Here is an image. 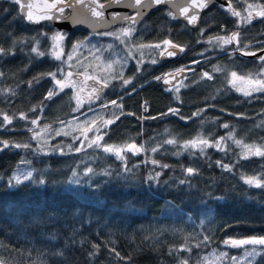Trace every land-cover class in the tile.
<instances>
[{
	"label": "trees",
	"instance_id": "trees-1",
	"mask_svg": "<svg viewBox=\"0 0 264 264\" xmlns=\"http://www.w3.org/2000/svg\"><path fill=\"white\" fill-rule=\"evenodd\" d=\"M248 4L258 8L264 0H231L234 10ZM169 12L156 10L124 40L66 34L63 59L57 60L51 39L57 30L51 25L29 26L17 4L0 0V47L13 53L0 55V121L4 114L13 118L11 124H0V140L30 145L26 150H0V260L5 264H181L185 259L188 264H233L232 256L242 264H264V256L245 259V249L223 243L264 236V187L250 186L242 178L264 181V157L243 159V148L234 143L264 147V91L246 96L229 83L233 71L242 77L261 75V62L233 53V46L207 51L209 38L233 32H239L241 48L264 43V17L243 28L238 26L240 17L218 6L193 31ZM19 40L27 42H15ZM164 40L183 47L179 59L156 58L152 63L140 54L145 48L134 54L140 44ZM78 41L83 42L78 55H89L90 63L68 68L67 56ZM32 47L45 55L32 53ZM107 61L117 63L109 70ZM96 64L104 67L93 74ZM182 67L188 75L181 91L166 89L156 79ZM68 69L92 73L107 80L108 87L97 101L84 105L78 106L74 90L46 100L55 87L47 74L59 78ZM205 72L212 79L204 77ZM121 76L131 83L125 85ZM34 77H41L38 83ZM21 113L27 119H20ZM33 119L42 127L74 122L79 126L76 132L113 120L101 148L135 142L144 150L125 154L123 161L99 148L36 154ZM221 137L223 151L184 147L185 141L204 138L215 143ZM170 139L176 143H166ZM89 167L94 171L85 175ZM189 167L196 174L187 175L184 170ZM28 171L32 180L10 186L13 176ZM156 172L160 176L149 180ZM40 179L45 183L39 184ZM76 180L80 183H71ZM204 236L210 239L204 241ZM182 247L191 251H180ZM57 252L63 255H54Z\"/></svg>",
	"mask_w": 264,
	"mask_h": 264
},
{
	"label": "snow or ice",
	"instance_id": "snow-or-ice-1",
	"mask_svg": "<svg viewBox=\"0 0 264 264\" xmlns=\"http://www.w3.org/2000/svg\"><path fill=\"white\" fill-rule=\"evenodd\" d=\"M15 4L19 6L20 12H21V18L26 20L28 23H34L38 24L41 21H53V20H62L65 19L66 17L64 16L65 13V8H73L75 9L77 5L83 6V8L87 9V12L91 14V16L96 18L95 22H99L103 16L104 12L107 8H111L114 5L115 6H120L124 5L126 3V6L134 11V15H120L119 13H115L112 15L113 21L120 19V20H126V21H131V23L134 25L137 23V18L142 17L148 10H150L153 6H159L161 4L165 3H170L171 0H106V2H101V0H51V2H48V0H45V3L43 4L42 7H39L38 5L34 3L28 2V0H13ZM209 0H191L190 3H187L184 6H179L180 7V12L184 16L185 19H187L188 23L194 24L197 20V14L192 12V10L200 8H206L208 6ZM39 7V11H34V9H37ZM257 7L261 8L262 10L256 11L255 15L258 17H264V5H258ZM228 11L231 12L233 16L236 17H241V13L239 11H235L232 8L231 5V0H229L228 3ZM254 6L252 4L247 5V17L243 18L245 23H250L251 19L253 18V11ZM191 13V14H190ZM168 15H172L171 12L168 13ZM76 23H93V21H89L87 19V16L83 20H78ZM135 29L132 27H125L121 28L119 31V35L117 38L119 39L121 36L125 38H130ZM102 35H117L116 33H102ZM53 43V56L57 60H61L64 52L63 48L60 46L61 43L66 39V34L57 31L54 33L51 37ZM213 41L218 42L221 46L227 45V44H232L235 42L237 45H239L240 40H239V33L238 32H233L230 36H217V37H211L209 38V43H213ZM18 43H26L27 41L25 40H19L15 41ZM122 43L124 42L123 40L121 41ZM164 45H166V48L161 49V44H154V45H144L140 44L137 46L138 49H143V48H154V49H161L159 52L160 56H165L167 55L168 57L175 56L177 53L175 49L179 48V50L182 52L184 51L183 47H180L176 44H174L170 40H164L162 42ZM83 44L82 41H78L76 44H74L73 47V52L78 50L79 47H81ZM111 47V46H109ZM172 49V50H169ZM30 51L37 56H44L45 53L40 51L37 47H32ZM99 51V50H97ZM7 54H13L11 53V50H6L2 47H0V55H7ZM245 55H255V53H248L245 52L243 53ZM67 59L71 61L73 59L72 54H68ZM97 59H100V57H97ZM261 60H264V57L260 58ZM157 61L155 59L152 60V63H156ZM117 63V61H107L106 62V68L111 70L113 69V65ZM215 71H220L221 69L216 68L214 69ZM184 69H177V73L183 72ZM2 75V73H0ZM47 75L51 76V78L55 81V87L53 89H50L47 92V95L45 96L46 100H51L54 96L58 95L60 91H63L65 88L68 87H76V81L72 80L73 73L68 72L63 79H58L56 76V73H48ZM83 75V73H81ZM170 75V74H166ZM231 79L229 80V83H231L234 87L236 86L237 81H246L251 87L250 90H243L240 88H237L238 91H243L244 95L248 96L251 95L252 91H264V79H256L251 76L245 78L242 76H239L237 72L233 71L231 72ZM203 76L212 79V76L208 73L205 72L203 73ZM41 77H34V81L37 83L39 82V79ZM115 78V77H113ZM123 80V83L125 85L131 83L130 79H123V77H120ZM164 78L165 83H169L170 81L166 79L165 77H156L157 80H160ZM87 80H92L94 83H99L102 85V87H108V81L104 80L101 81L99 80L96 76L93 75H88L85 77V81ZM30 86L32 82H29ZM58 89V90H57ZM101 89L96 88L93 86L91 88V91L88 93L89 98H92L94 95L98 94ZM178 90V89H177ZM80 91H84V87L80 88ZM77 99V104L78 106L81 104V100L79 96L76 97ZM113 105H116V101L111 102ZM32 111H35V109H32ZM170 112L173 114L176 113L175 109H170ZM12 117L8 116L7 114L3 115V121H0V124H11L12 123ZM20 119H27L26 115L24 113L20 114ZM118 119V117H117ZM113 120H107L104 121L105 126L108 124L113 123ZM32 124H37V120L33 119L31 121ZM92 124H95V121L92 122ZM224 127H228L227 125H224ZM92 128L89 127L85 129V131H91ZM57 135H60V132L56 133ZM67 135V133H64ZM230 139L231 135L229 136ZM103 137H96L89 143V147H92L93 144H95L97 147H100V140H102ZM224 138L221 137L220 141H222ZM220 141H216L215 143H211L207 139L204 138H197L193 139L190 141H185L184 142V147L185 148H200L201 151L205 147H217L221 151L224 149L221 147ZM166 143L168 144H175L176 141L174 139L167 140ZM234 143H236L238 146H241L243 148V152L241 153V158L247 159L250 155H255V156H262L264 157V147L257 146V145H249V144H244L240 140H234ZM9 147H16V148H25L28 149L30 147L29 144H10L7 140H0V150L3 148H9ZM143 146H138L135 142L127 143L125 145L121 146H115V145H104L103 146V151L106 153H110L115 155V157L118 160H125V153L126 152H131L133 155L138 154L139 152L143 151ZM76 151H80L79 148L76 149ZM153 152L157 151V148L152 149ZM151 163L153 164H158L159 162L156 160H152ZM217 164L221 167H223L226 171H231V168L227 164H222L220 161H217ZM161 167L167 168L168 165H162ZM92 168H87L85 171V175H89L93 173ZM187 175L191 176L196 174L197 170L194 168H186L184 170ZM105 175H110V173H104ZM32 171L28 172H22L20 175H15L13 176L12 180L9 181L10 186H12L13 181L16 185H19L23 183L24 181H30L32 180ZM77 174L73 172V176H76ZM160 176L159 172L155 173V177L150 176L149 180L158 178ZM244 179V182L250 186H255V187H264V181L261 179H257L256 177H242ZM39 184H44L45 181L43 179H40L38 181ZM71 183H76L79 184L80 181H71ZM181 184L185 183L184 180L180 181ZM211 212V209L208 210ZM210 239L209 236H204L203 240L208 241ZM223 243L229 247L232 248H243L245 249V258L251 257L255 258L257 256H264V236L261 237H248V238H243V239H233L229 238L223 241ZM199 246V245H197ZM247 246H251V248H248ZM94 248H99V245H93ZM180 251H191L189 248H184L182 247L179 249ZM54 255H63V253L57 252L54 253ZM117 256H119V253H116ZM227 256V253H221L220 257H225ZM231 260L233 261V264H238L239 258L236 256H232ZM0 264H5L4 260H0ZM181 264H188V261L185 259L181 262ZM251 264V262H250Z\"/></svg>",
	"mask_w": 264,
	"mask_h": 264
},
{
	"label": "rangeland",
	"instance_id": "rangeland-1",
	"mask_svg": "<svg viewBox=\"0 0 264 264\" xmlns=\"http://www.w3.org/2000/svg\"><path fill=\"white\" fill-rule=\"evenodd\" d=\"M34 2L39 7H42L43 4L45 3V0H34ZM39 7L37 8L38 10H39ZM260 10L261 9L259 7L258 8L254 7V10H252L253 11V18L251 19L250 23H245L244 19H243V18L247 17V12L242 14L241 17L238 20V26L239 27H243V28L244 27L249 28L253 24V22L258 19V16L255 15V12L256 11H260ZM119 31H120V29H118L115 32L117 35H113V37H117L119 35ZM120 38L123 39V40L125 39V37H123V36H121ZM231 46H233L234 49L236 48V49L239 50L240 43H239V45H237L235 42H233L232 44H227V45L221 46L218 42L213 41V43H210L209 50H207V51L210 52V50H214V48H216V49H221L222 48L223 49V48H229ZM166 47H167L166 45L161 44V49L166 48ZM81 48H83V44L75 52H73V49L70 51L69 54L73 55V59L71 61H69L68 59L66 60V65H67L68 68H70V66H72L74 64H78V63H85L86 65H88L90 63V62H88L86 60V58H88L89 55L88 56L87 55H85V56L78 55V53H79ZM161 49H154V48L146 49L145 48V51L143 49H139V50L135 49L134 50V54H137V53H139L141 51H144V52L140 53L141 56H144L146 54L149 57L150 60H153V59H156V58H160L159 52L161 51ZM224 50H226V49H224ZM248 50L249 49H243V50H239V51H242L243 53H245V52H248ZM248 53H257V52L251 51V52H248ZM62 59H63V57H62ZM260 62H261V66H262L261 75L253 76V78L264 79V60H261ZM103 67H104V64H99V65L96 64L95 68H94V71H93V74H97L98 71H99V68L103 69ZM68 72L73 73V75L75 73H78V72H76L74 70L68 69L65 72L61 73L58 79H63L64 76ZM93 74L92 73L83 74L84 78L81 79V80H77V79H75L72 76V80L76 81V87L75 88L68 87V88H65L63 91L74 90L76 93H78V96H79V98L81 100V105H84V104H86L88 102L97 101L101 97L100 94L102 92L99 91L98 94L94 95L93 97H95V98H93V97L89 98L88 93L91 91L92 87L88 84V80L85 81V77L86 76L93 75ZM245 78H247V77H245ZM236 86L238 88H240V89H243V90H250V87H251L246 81H237ZM81 87H84V91L83 92L80 91ZM183 87H184V81H181L173 89H175V91H181L183 89ZM253 92L254 91H252L251 93H253ZM255 92H257V91H255ZM105 121H107V120H105ZM113 123L108 124V125L105 126L104 121H103L100 124L92 126L91 127L92 128L91 131H85V129H83L84 131L76 132L74 130L75 129H79V126L74 124V122L73 123L72 122L71 123H67L69 125L60 124V125L52 126V127L51 126L42 127L37 122V124L34 125V129H35L34 132H36L34 141H35V143L37 145L36 147H33L34 153L42 154V155H62V154H65V153H71L74 149H77V148H79L80 151H83L84 149L88 150V149H91V148H99V149L103 150V147L101 148V146L97 147L95 144H93L92 147H89L88 145L96 137H103L104 138L106 133H107V131H108V129L111 127V125ZM57 132H60L61 134L57 135L56 134ZM64 133H67V135H65ZM60 136L63 138V139H61L62 141H58ZM102 140H100V145H101ZM55 141H56V143L53 144V142H55ZM224 142H225V140L224 141H220L221 147L223 149H225V145H226ZM205 148H208V147H205ZM80 151H78V152H80ZM127 153H131V152H126L125 154H127ZM110 155L115 157V155H113V154H110ZM249 248H251V246H249ZM245 259H247V258H245ZM239 264H242L241 260H240Z\"/></svg>",
	"mask_w": 264,
	"mask_h": 264
},
{
	"label": "water",
	"instance_id": "water-1",
	"mask_svg": "<svg viewBox=\"0 0 264 264\" xmlns=\"http://www.w3.org/2000/svg\"><path fill=\"white\" fill-rule=\"evenodd\" d=\"M30 3H34V0H28ZM191 0H171L170 3L161 4L159 6H153L150 10H148L142 17L137 18V23L139 24L142 21H144L147 17H149L154 11L158 9H168L170 10L177 19L184 23L186 26L191 28L192 30H196L199 28L203 16H205L209 11L214 9L217 6L220 5H227V0H209L208 6L206 8L200 9H194L192 12L197 14V20L194 24L188 23L187 19L184 18V16L180 12L179 6H184L187 3H190ZM34 11H38L34 9ZM69 12V13H68ZM115 13H119L120 15H134V11L126 6V3L124 5L120 6H113L111 8H107L104 12L103 18L99 22H95L96 18L91 16L90 13L87 12L86 8H83V6L77 5L75 9L73 8H65L64 16L65 19L62 20H53V21H41L38 24L34 23H28L26 20L25 22L31 26V27H41L47 24H50L57 30L65 33H75L77 31H82L88 34H99V33H106L113 30L115 27H122V26H129L133 27L134 25L131 23V21L126 20H120L117 19L113 21L112 15ZM191 14V13H190ZM87 16V19L89 21H93V23H76L78 20H83ZM172 50V49H169ZM176 55L172 57H168L167 55L162 56L161 59L163 61H174L176 60L180 55V50L175 49ZM264 55V50L258 52L257 54L251 56V58L254 59H260ZM186 73L183 71L181 73L171 74L166 76L165 78L168 79L170 82L165 83V79L163 78L161 80V83L164 87L169 88L175 86L183 77H185ZM81 76L76 75L75 78H80ZM90 84L99 88L103 89L101 84L94 83V81H90Z\"/></svg>",
	"mask_w": 264,
	"mask_h": 264
},
{
	"label": "flooded vegetation",
	"instance_id": "flooded-vegetation-1",
	"mask_svg": "<svg viewBox=\"0 0 264 264\" xmlns=\"http://www.w3.org/2000/svg\"><path fill=\"white\" fill-rule=\"evenodd\" d=\"M10 1H12L13 2V0H10ZM49 2H51V0H48ZM236 2H238L239 0H235ZM101 2H106V0H101ZM246 9L247 8H245L244 10L243 9H238V10H236L235 9V11H239L240 13H241V15L242 14H244V13H246L247 11H246ZM69 13V12H68ZM139 24H136V25H134L132 28H136L135 26H138ZM125 27H128V26H122V27H115L113 30H111L110 32H112L113 33V31H115V30H118V29H121V28H125ZM75 33H84V32H82V31H77V32H75ZM107 33V32H106ZM102 34V33H101ZM95 35H100V34H95Z\"/></svg>",
	"mask_w": 264,
	"mask_h": 264
}]
</instances>
